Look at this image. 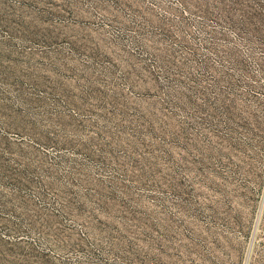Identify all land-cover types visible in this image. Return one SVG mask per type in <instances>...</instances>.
I'll use <instances>...</instances> for the list:
<instances>
[{
    "label": "rangeland",
    "instance_id": "rangeland-1",
    "mask_svg": "<svg viewBox=\"0 0 264 264\" xmlns=\"http://www.w3.org/2000/svg\"><path fill=\"white\" fill-rule=\"evenodd\" d=\"M0 264H264V0H0Z\"/></svg>",
    "mask_w": 264,
    "mask_h": 264
}]
</instances>
